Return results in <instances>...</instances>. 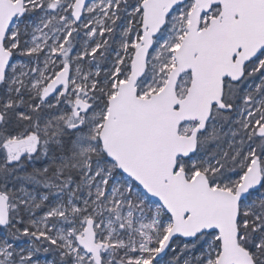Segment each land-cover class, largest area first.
I'll use <instances>...</instances> for the list:
<instances>
[{
	"label": "snow or ice",
	"instance_id": "1",
	"mask_svg": "<svg viewBox=\"0 0 264 264\" xmlns=\"http://www.w3.org/2000/svg\"><path fill=\"white\" fill-rule=\"evenodd\" d=\"M0 264H264V0H0Z\"/></svg>",
	"mask_w": 264,
	"mask_h": 264
}]
</instances>
